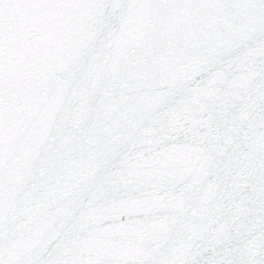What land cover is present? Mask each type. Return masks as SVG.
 <instances>
[{
    "label": "water",
    "instance_id": "1",
    "mask_svg": "<svg viewBox=\"0 0 264 264\" xmlns=\"http://www.w3.org/2000/svg\"><path fill=\"white\" fill-rule=\"evenodd\" d=\"M0 264H264V0H0Z\"/></svg>",
    "mask_w": 264,
    "mask_h": 264
}]
</instances>
